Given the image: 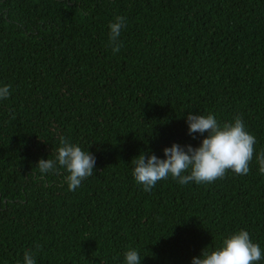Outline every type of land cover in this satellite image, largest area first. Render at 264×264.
I'll list each match as a JSON object with an SVG mask.
<instances>
[{
	"label": "trees",
	"instance_id": "obj_1",
	"mask_svg": "<svg viewBox=\"0 0 264 264\" xmlns=\"http://www.w3.org/2000/svg\"><path fill=\"white\" fill-rule=\"evenodd\" d=\"M4 85L0 264H24L29 250L36 264H126L130 248L141 264H192L241 229L264 253V0H0ZM189 112L242 117L256 137L249 173L169 175L144 191L134 158L208 135H189ZM61 137L96 157L75 191L66 169L37 167Z\"/></svg>",
	"mask_w": 264,
	"mask_h": 264
},
{
	"label": "clouds",
	"instance_id": "obj_2",
	"mask_svg": "<svg viewBox=\"0 0 264 264\" xmlns=\"http://www.w3.org/2000/svg\"><path fill=\"white\" fill-rule=\"evenodd\" d=\"M126 20V17L118 16L109 24V44L114 54L122 46L120 36ZM10 95L11 85L0 86V99H7ZM187 123L189 135L208 134L199 147L174 143L164 149V159L142 152L132 160L135 165L133 176L138 184L143 185L144 191H151L158 181L167 179L169 175L183 185L193 181L197 184L211 183L223 179L229 170L237 175L249 173L256 137L246 130L241 116L221 125L212 114L204 116L189 112ZM60 145L55 159H41L37 167L41 176L57 172V166L66 169L68 189L75 191L85 179L94 175L96 157L64 137L60 138ZM257 159L259 172L264 175V153ZM124 255L126 264H141L136 249L130 248ZM262 256L260 245L252 241L247 230L241 229L225 238L216 250L209 252L205 248L201 256L193 258L192 264H255ZM23 260L24 264H36L31 250L24 253Z\"/></svg>",
	"mask_w": 264,
	"mask_h": 264
}]
</instances>
